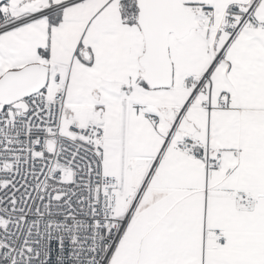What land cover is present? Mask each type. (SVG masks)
<instances>
[{"label": "snow or ice", "instance_id": "snow-or-ice-1", "mask_svg": "<svg viewBox=\"0 0 264 264\" xmlns=\"http://www.w3.org/2000/svg\"><path fill=\"white\" fill-rule=\"evenodd\" d=\"M0 264H264V0H0Z\"/></svg>", "mask_w": 264, "mask_h": 264}]
</instances>
